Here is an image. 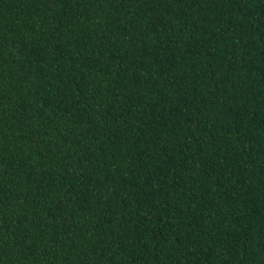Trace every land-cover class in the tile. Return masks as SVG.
Wrapping results in <instances>:
<instances>
[{
  "label": "trees",
  "instance_id": "trees-1",
  "mask_svg": "<svg viewBox=\"0 0 264 264\" xmlns=\"http://www.w3.org/2000/svg\"><path fill=\"white\" fill-rule=\"evenodd\" d=\"M0 264H264V0H0Z\"/></svg>",
  "mask_w": 264,
  "mask_h": 264
}]
</instances>
